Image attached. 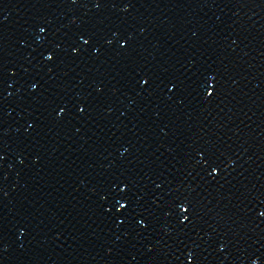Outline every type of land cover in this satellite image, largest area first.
<instances>
[{
	"label": "water",
	"instance_id": "obj_1",
	"mask_svg": "<svg viewBox=\"0 0 264 264\" xmlns=\"http://www.w3.org/2000/svg\"><path fill=\"white\" fill-rule=\"evenodd\" d=\"M262 212L264 0H0V264H264Z\"/></svg>",
	"mask_w": 264,
	"mask_h": 264
},
{
	"label": "snow or ice",
	"instance_id": "obj_2",
	"mask_svg": "<svg viewBox=\"0 0 264 264\" xmlns=\"http://www.w3.org/2000/svg\"><path fill=\"white\" fill-rule=\"evenodd\" d=\"M97 7H99V4H97ZM40 31L43 32V31H44V28H41ZM80 39L83 41V44H84V45H88V44H89V40L83 39V36H81ZM120 43H121V46H123V45H125V44L127 43V41L122 39V40L120 41ZM72 51H73V52H77L78 49L74 47V48L72 49ZM96 51H99V49L96 48ZM46 59H48V60L53 59V54H52V53H49V55L46 56ZM148 82H149V79H145V78H143V77L141 78L140 83H142V84H148ZM32 87L35 88L36 85L33 84ZM173 87H174V85H173ZM211 91H212V90L209 89V94H211ZM83 110H84L83 108L80 109V111H83ZM63 111H64V109L61 108V109H60V112H63ZM58 115H59V113H58ZM211 172H212V173H216V172H218V168H217L216 166H213V167L211 168ZM122 187H123V188H126L127 185L122 183ZM121 200L123 201V197L121 198ZM127 206H128V205H127V202H126V201H124V202H118L117 210L119 211V210H121V209H125ZM182 211L187 212V211H188V208H187V207H182ZM261 215L264 216V212H262ZM188 219H189L188 215H184V216H183V221H187ZM183 221H182V222H183ZM121 222H122V221H121ZM139 222H140L141 224H144V221H143V220H140ZM252 264H257V261L254 260V261L252 262Z\"/></svg>",
	"mask_w": 264,
	"mask_h": 264
}]
</instances>
